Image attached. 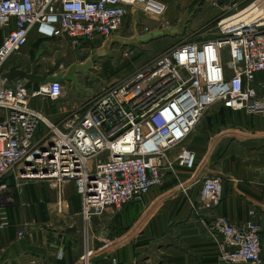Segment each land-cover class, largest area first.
Returning <instances> with one entry per match:
<instances>
[{"label": "built area", "instance_id": "2783aa9c", "mask_svg": "<svg viewBox=\"0 0 264 264\" xmlns=\"http://www.w3.org/2000/svg\"><path fill=\"white\" fill-rule=\"evenodd\" d=\"M134 10L156 21L166 7L155 0H0V230L11 226L2 210L10 174L17 186L46 181L62 189L73 183L85 223L80 264H94L95 216L142 200L163 184L172 164L196 170L197 153L185 141L210 108L253 114L264 109V0L221 19L211 40L170 48L57 123L32 100L64 99L63 83L31 89L27 80L2 79L6 63L22 52L31 34L63 40L73 49L102 48ZM158 24L139 38L175 29ZM223 192L222 179L207 178L200 202L218 207ZM202 223L218 245V264H263L255 222L237 226L219 215Z\"/></svg>", "mask_w": 264, "mask_h": 264}, {"label": "crops", "instance_id": "0c3cea01", "mask_svg": "<svg viewBox=\"0 0 264 264\" xmlns=\"http://www.w3.org/2000/svg\"><path fill=\"white\" fill-rule=\"evenodd\" d=\"M158 1L172 8L185 0ZM3 37L4 32L0 31V45ZM29 41L56 40L42 39L33 33ZM34 65L39 74L63 71L39 60L29 63L21 58L6 71L12 66L31 71ZM30 88L39 86L30 83ZM44 99L47 98L34 99L32 105L43 112ZM227 111L244 114L249 121L246 126L227 128L207 138L193 137L190 147L197 153L198 166L193 171L175 173L186 180L183 193L192 191L181 208L182 203L173 201L167 191L152 189L140 201L93 218L91 227L97 249L94 264H111V258H116L118 264H218V245L202 220L210 222L219 215L236 225L253 221L259 226L264 264V109L255 114ZM217 177L224 186L220 205L203 206L199 199L202 183ZM4 183L11 191L2 210L11 226L0 230V264H80L85 223L75 185L69 183L60 189L53 182L33 181L17 186L12 174ZM181 195L178 197L183 198ZM21 231L24 234L19 236Z\"/></svg>", "mask_w": 264, "mask_h": 264}, {"label": "rangeland", "instance_id": "374dc122", "mask_svg": "<svg viewBox=\"0 0 264 264\" xmlns=\"http://www.w3.org/2000/svg\"><path fill=\"white\" fill-rule=\"evenodd\" d=\"M155 1L165 5L158 0ZM240 1L242 0H185L172 8L165 5V15L156 21L152 20L145 11L134 10L128 15L123 30L106 42L103 48L84 46V48L73 49L67 42L57 39H51L56 40L51 42L29 41V45L19 55L12 56L8 60L5 68L12 65L18 58L25 59L29 63L39 60L46 66H56L57 70L62 69V73H67L68 68L73 64L83 65L87 61L93 63L88 72L78 75L77 83H66V96L62 102L50 99L42 101L45 109L43 113L57 123L64 117L60 112L68 114L72 107H75L72 110H84L101 92L134 74L140 67L151 63L170 48L187 42L211 40L217 34V24L221 19L240 11L252 2L248 0L242 5H237L236 3ZM158 21L163 25L168 23L170 27L178 30L177 33L147 44L140 42L137 39L140 33L145 28L158 26ZM65 106L67 109L64 110ZM58 111L60 114H57ZM248 121L249 118H246L244 114L224 110L222 106H214L203 115L185 141V145L190 147L191 140L195 136L207 138L227 128L246 126ZM201 130L206 131L200 132ZM171 166L167 169L163 184L152 191H167L173 201L182 203L179 207L181 208L183 203L190 199L192 191L183 193L182 186L186 180H182L175 174L186 169L179 168L176 164ZM172 177L173 180H167ZM178 194H182L183 198H179Z\"/></svg>", "mask_w": 264, "mask_h": 264}, {"label": "water", "instance_id": "95a60500", "mask_svg": "<svg viewBox=\"0 0 264 264\" xmlns=\"http://www.w3.org/2000/svg\"><path fill=\"white\" fill-rule=\"evenodd\" d=\"M177 31V29L165 31L156 30L145 37H140L139 40L140 42L147 43L157 38L176 34ZM92 66L93 63L91 61H88L83 65H71L67 73L50 71L44 74H39L38 69L35 65L32 67L31 71L19 68L18 66H12L4 74H2V79L6 80L8 83H12L17 79H24L33 85H38L39 87L45 86L52 82H61L63 84H66L67 82L77 83L78 75L88 72L92 68Z\"/></svg>", "mask_w": 264, "mask_h": 264}, {"label": "trees", "instance_id": "16d2710c", "mask_svg": "<svg viewBox=\"0 0 264 264\" xmlns=\"http://www.w3.org/2000/svg\"><path fill=\"white\" fill-rule=\"evenodd\" d=\"M223 109H225L224 107H223ZM228 110V109H227Z\"/></svg>", "mask_w": 264, "mask_h": 264}]
</instances>
